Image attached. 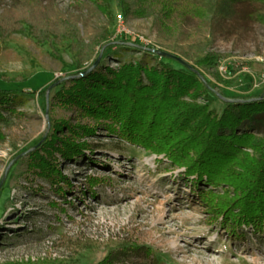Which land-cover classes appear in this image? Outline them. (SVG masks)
<instances>
[{
  "label": "rangeland",
  "instance_id": "1",
  "mask_svg": "<svg viewBox=\"0 0 264 264\" xmlns=\"http://www.w3.org/2000/svg\"><path fill=\"white\" fill-rule=\"evenodd\" d=\"M56 1L62 9L74 10L75 0ZM109 2L107 16L99 17H110L111 39L121 19L159 47L153 15L127 16L118 0ZM255 5L264 14V5ZM231 10L222 25L210 22L205 50L223 53L218 65L195 67L219 95L263 97L264 24ZM114 49L121 60L143 55L132 48ZM75 58L68 38L53 48L28 28L0 35V80L27 93L0 109V264H97L120 248L127 252L120 256L127 264H255L258 252L264 258V213L240 215L244 205L264 209V194L237 197L231 184H212L205 173L189 174L165 153L128 141L109 116H94L58 99L60 81L79 67ZM104 62L120 63L109 56ZM185 98L218 111L224 106L214 95ZM53 133L58 139L47 152L43 147ZM65 139L80 147L67 145ZM39 156L50 160V178L34 168ZM159 206L176 214L173 226L187 222L180 246L210 250L191 260L193 254L182 257L156 241L158 234H168L151 227Z\"/></svg>",
  "mask_w": 264,
  "mask_h": 264
},
{
  "label": "trees",
  "instance_id": "2",
  "mask_svg": "<svg viewBox=\"0 0 264 264\" xmlns=\"http://www.w3.org/2000/svg\"><path fill=\"white\" fill-rule=\"evenodd\" d=\"M118 2L127 16H154L158 48L164 53H157L152 49L155 45L127 34L111 39L110 17H99L100 13L107 16L109 0H75L74 10L62 9L56 0H12L8 6L0 4V35L28 28L39 41H48L53 48L68 38L79 67L60 81L58 99L94 116H109L128 141L155 153H165L171 162L184 165L189 174L202 177L205 173L212 184H231L237 197L263 196L264 96L223 94L232 98L224 99L196 67H216L223 56L218 51L205 50L212 32L210 22L216 27L222 25L234 8L231 11L264 24V14L255 5H264V0ZM113 46L136 49L143 55L139 59L121 60ZM100 53L98 64L82 73ZM107 56L120 63L117 66L105 63ZM23 90L17 84L0 80V109L23 99L27 95ZM199 93L220 97L223 108L218 111L209 103L185 98ZM54 127L59 128L57 122ZM57 139L56 133L51 134L43 149H54ZM64 143L80 147L66 139ZM243 147L252 148L256 154ZM39 157L34 158V168L49 177L50 160ZM240 211L242 217L264 213L257 205L241 206ZM126 253L124 248L116 249L97 264H127L120 257Z\"/></svg>",
  "mask_w": 264,
  "mask_h": 264
},
{
  "label": "bare ground",
  "instance_id": "3",
  "mask_svg": "<svg viewBox=\"0 0 264 264\" xmlns=\"http://www.w3.org/2000/svg\"><path fill=\"white\" fill-rule=\"evenodd\" d=\"M118 206V205H117ZM156 212L151 216L152 224L151 227L155 228L156 230L162 231L165 230L168 232V234H158L155 238L156 241H158L161 245H167L166 249L169 251H176V253H179L182 257L192 256L193 258L191 260L196 259V255L198 253L206 254L207 250H210V247L206 246L203 251L197 249L196 247H193L192 244H189V246L183 247L180 246L178 243V239L180 235L186 232L184 229L186 227V221H184L182 224H178L177 226H173V224H176V214L174 212L167 211L163 206L156 207ZM149 211V210H148ZM193 217V214H188L187 217ZM188 221V220H187ZM192 246V247H191ZM261 252L256 253L253 255V262L255 264L260 263V259H262V264H264V258L261 256Z\"/></svg>",
  "mask_w": 264,
  "mask_h": 264
},
{
  "label": "built area",
  "instance_id": "4",
  "mask_svg": "<svg viewBox=\"0 0 264 264\" xmlns=\"http://www.w3.org/2000/svg\"><path fill=\"white\" fill-rule=\"evenodd\" d=\"M119 23L115 29L114 32V37L120 36L122 34H127V35H133L138 41L145 43V44H151L152 41L149 39L147 36L141 34V33H133L125 24L124 22L119 19ZM113 37V38H114Z\"/></svg>",
  "mask_w": 264,
  "mask_h": 264
},
{
  "label": "water",
  "instance_id": "5",
  "mask_svg": "<svg viewBox=\"0 0 264 264\" xmlns=\"http://www.w3.org/2000/svg\"><path fill=\"white\" fill-rule=\"evenodd\" d=\"M154 51H156L157 53H160V54H162V53H164V51L162 50V49H160V48H158V47H153L152 48ZM168 53H170V52H168ZM179 57V56H178ZM100 58H101V53H100V55L97 57V59L87 68V69H85L82 73H86V72H88L89 70H91L93 67H95L97 64H98V62H99V60H100ZM180 59H182L181 57H179ZM221 95V97H223L224 99H232V98H230V97H227V96H224L223 94H220Z\"/></svg>",
  "mask_w": 264,
  "mask_h": 264
}]
</instances>
